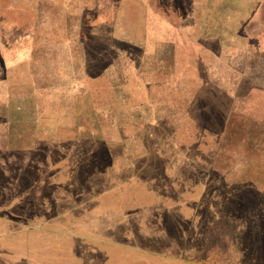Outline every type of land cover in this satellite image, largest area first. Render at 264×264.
<instances>
[{"label": "rangeland", "instance_id": "rangeland-1", "mask_svg": "<svg viewBox=\"0 0 264 264\" xmlns=\"http://www.w3.org/2000/svg\"><path fill=\"white\" fill-rule=\"evenodd\" d=\"M37 1L0 0V240L19 264H264V0H223L219 35H182L197 0H127L125 19L42 0L44 28Z\"/></svg>", "mask_w": 264, "mask_h": 264}, {"label": "crops", "instance_id": "crops-1", "mask_svg": "<svg viewBox=\"0 0 264 264\" xmlns=\"http://www.w3.org/2000/svg\"><path fill=\"white\" fill-rule=\"evenodd\" d=\"M73 1V0H70ZM126 1L127 0H116V5L117 8L120 7L121 5V10L120 8L119 10V16H121V18L125 19L126 18V13H125V7H126ZM237 1V0H236ZM258 1V0H257ZM260 1V0H259ZM51 2H53V6L55 8H58L60 10H62L63 8V1L62 0H51ZM137 4V8H138V12L139 14H141V2L139 0L135 1ZM223 3H228L226 1L223 0H218V1H214V0H197V5L195 7V10L193 11V14L190 16L192 19L191 22L193 23H189L187 24L186 21H183V18H179V23L181 24L182 30L185 29V26L187 25V31H182L184 34L182 35H219L218 33V28H217V24H219V22L221 21L223 15H222V11H221V7ZM238 3V1L236 2ZM248 3H246L245 7L248 6ZM26 7H28V9L30 8H36L37 11V23L41 24V27L44 28V23L42 21V19L44 18L43 15V11H42V0H38L37 1V5H25ZM93 3H88L86 1H82V3H80V21L85 24V25H91V23L94 20V14H91L92 11L94 10L93 7ZM25 7V8H26ZM66 7V5L64 6V8ZM212 7V12L211 10H207V8H211ZM260 7V5H256V7H249L246 11L245 14L243 16H241L242 18L244 17V19L242 21H244V23H250V22H254L256 15L260 12V10H258V8ZM247 8V7H246ZM250 10V11H249ZM121 11V13H120ZM249 11V12H247ZM60 13H62L60 11ZM118 16V17H119ZM232 16L234 17H238V12L232 14ZM117 17V16H115ZM141 19V15L139 16ZM231 18V15L229 16ZM241 18V19H242ZM117 21H119L118 18H116ZM170 22V21H169ZM243 23V24H244ZM208 24H211V26H208ZM34 27V26H33ZM35 28V27H34ZM40 29V27H39ZM33 29L35 32L37 31H43V29ZM177 30H172L171 35H177ZM23 35H32L26 32L22 33ZM90 35H93V33H89ZM80 35H83L80 33ZM87 35V33H86ZM249 35L250 37H252V34H246ZM257 38L260 39H264V32H261V35L257 36ZM11 230V229H8ZM23 230V229H22ZM7 231V229H0V236L1 233ZM16 232H19V228L16 226L15 229ZM92 231V229H91ZM25 255V256H24ZM29 257V254L27 251L21 249H15L13 245H10L9 242H5L0 240V264H19L24 263L22 261L27 260ZM28 262L25 261V264H27Z\"/></svg>", "mask_w": 264, "mask_h": 264}]
</instances>
